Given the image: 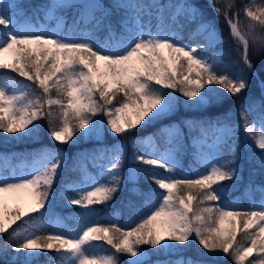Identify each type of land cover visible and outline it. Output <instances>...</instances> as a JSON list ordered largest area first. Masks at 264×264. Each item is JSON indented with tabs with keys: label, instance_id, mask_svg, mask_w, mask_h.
<instances>
[{
	"label": "snow or ice",
	"instance_id": "6c2138e0",
	"mask_svg": "<svg viewBox=\"0 0 264 264\" xmlns=\"http://www.w3.org/2000/svg\"><path fill=\"white\" fill-rule=\"evenodd\" d=\"M207 7L229 29L242 64L238 72L221 74L219 56L206 55L220 37L191 0H45L32 11L0 0V70L28 82L0 77V132L32 138L46 120L58 145L100 143L111 133L129 136L132 146L131 157L120 143L77 160L80 179L66 182L59 194L64 204L81 209L79 227L69 231L61 230L60 219L42 222L53 212L57 178L67 166L63 149L24 158L19 175L7 171L15 157L0 153V237L8 236L0 243V264H38L41 256L49 264H206L183 257L194 242L203 254L222 252L232 264H264V73L258 98L250 94L255 81L249 79L258 75L250 49L264 52L257 35L264 31V3L253 0L233 11L234 0H208ZM185 29L189 42L182 43ZM230 97L238 101L231 115L225 110L210 119L172 120L181 107L203 116ZM236 128L248 141L243 151ZM189 148L197 167L186 173L180 161ZM244 166L261 199L240 208L226 194L244 179ZM141 176L155 187L141 192ZM126 186L144 198L142 205H124L129 217L123 225L100 224L96 206L111 207ZM9 197L23 206L9 209ZM17 222L31 230L14 228ZM160 255L169 259L153 260Z\"/></svg>",
	"mask_w": 264,
	"mask_h": 264
},
{
	"label": "trees",
	"instance_id": "16d2710c",
	"mask_svg": "<svg viewBox=\"0 0 264 264\" xmlns=\"http://www.w3.org/2000/svg\"><path fill=\"white\" fill-rule=\"evenodd\" d=\"M16 1L17 3H23L27 11H32L35 9L36 6L42 4L45 0H16ZM192 1L196 4H199L201 8L204 10L206 17L213 21L214 27L220 37V42H218L213 48L209 49L206 55L219 56L220 63H219L218 71L221 74H223L224 72L240 71L242 69V64L239 62V57L236 53V45L229 36V29L227 25L222 21V19L216 17V14L212 11L210 7H207L208 0H192ZM105 2H107V0H105ZM250 2H253V0H234L235 7L233 8V11L241 8L242 5ZM254 2L259 4V3H264V0H254ZM239 19L241 22H244L246 21L247 18L243 15V13H241ZM153 23H155V21H153ZM257 35L264 37V31H257ZM100 36L101 38H103L104 33H101ZM181 36H182L181 42L183 43L189 42V32L187 29H185L181 33ZM261 56H262V51L259 48L250 49V59L252 60L253 65L257 68L258 77H259V73H264V62H262ZM5 75L10 76L14 81H16L17 85H19V83L21 82L28 83L27 81H23L22 78L17 76L15 73H10V72H5L4 70H0V77H3ZM249 79L255 81L250 90V94L258 98L260 96L258 78L249 77ZM164 91H170V90L165 89ZM176 95L179 96V93H176ZM245 95H249V93H245ZM180 99L183 100L184 98L180 97ZM257 104H259L258 99H257ZM237 105H238V101L235 98L230 97L224 102L222 108H213L211 109L210 113L204 114L203 116H201V113L197 110L188 111L184 107H181L177 111V113L172 117V120L173 122L175 121L180 122L183 119H191V118L210 119V118H215V115L222 114L225 110H230L229 115H231L233 111L237 110ZM95 119L98 120L102 119V116H97L95 117ZM234 121L235 123L239 122L238 111L236 112ZM40 123L43 126L40 134L32 138H21L20 136H17L15 139H11V138H6L5 134L0 132V153H6L9 154L10 157H15L14 159H10L11 167L7 170L8 172L11 171L10 169H12L14 161L20 158L21 156L31 157L32 155H35L40 151L51 150L56 148H62L68 153V159L66 161L67 166L60 171V174L57 178V184H56L57 200L53 202V212L52 214L43 217L42 221H47L48 223H50V222H55L57 219H60L63 221L61 225V230L64 231L74 230L79 227V224L77 222V213H79L81 209L73 208L72 206L64 204L59 194L66 182L80 179V173L76 168V162L77 160H80L82 157L81 153L83 147H85L84 150L87 149V151L90 154H92L94 148L92 146L91 147L89 146V142L92 141L81 140L76 144L58 145L47 134V121L42 120ZM233 126H235V124ZM157 127H159V124L149 126L143 129L140 133H137V137L139 138L142 136H146L148 133L151 134L154 131H156ZM185 132L187 134V129H185ZM105 136L107 143L113 142L112 139H114L113 138L114 136H111L110 133L106 134ZM125 137L126 136H119V139ZM237 137L239 138V140L243 141V145L241 146V150L243 151V148L247 146L248 142H244L240 133L237 135ZM162 143L163 141L160 138H157V146L158 147L161 146ZM190 151L191 149L189 148L187 153L181 155V161H180L181 166L183 167L186 173L192 170L193 168L197 167V165L193 161ZM28 162H30V160H28ZM86 166L90 174L92 175L96 174L97 169L93 167L91 162H87ZM125 171H126V167H125ZM243 177L244 179L241 180L236 185H234L233 187H231L226 194V199L228 201L235 202L236 204H238L240 208H246L249 202L252 200L259 202V200L261 199V193L259 191L250 188L248 185V181L250 178L248 176L246 166H244ZM251 179H254L256 183L261 182L260 177H255ZM105 180L106 177L102 178L101 182H104ZM225 183H230V182H225ZM137 186H138L137 188L141 192H146L149 188L155 187V185L151 184L143 176L140 177ZM128 187L129 186H126L124 191L117 194L116 199L112 203L111 207H105L103 205L96 206L97 211L99 212V216L97 219L99 220L100 224L107 225L111 222H115L123 225L127 222L129 217V209L127 207H124V205H126L128 201H132L137 206L142 205L144 198L142 196H138L129 192ZM249 188L252 190L251 194H247V190ZM66 194L72 195L73 193L68 192ZM13 227L14 228L19 227L21 231H23L25 228H29V230H31L30 225H26L23 222H17V224L14 225ZM6 239H8L7 234H5L3 237H0V243H3L4 240ZM103 247L107 249L109 246L105 244L103 245ZM203 253L204 250L194 242L191 247L183 251L182 255L187 259L190 258L196 261L203 260L206 262V264H232L231 258L225 256V254H223L222 252L211 253V254H203ZM171 258L175 259L176 257H171ZM156 259L166 260L169 259V257H166L164 255L153 256V260ZM48 262H49L48 256H41L38 261V264H47Z\"/></svg>",
	"mask_w": 264,
	"mask_h": 264
},
{
	"label": "rangeland",
	"instance_id": "374dc122",
	"mask_svg": "<svg viewBox=\"0 0 264 264\" xmlns=\"http://www.w3.org/2000/svg\"><path fill=\"white\" fill-rule=\"evenodd\" d=\"M13 2H16V3H17L16 0H13ZM44 2H45V1H44ZM44 2H43V3H44ZM162 2L167 3V0H162ZM191 2L194 3L192 0H191ZM71 15H72V13L69 12V13H68L69 20H70ZM260 37H261V38H264L263 36H260ZM182 43H183V42H182ZM262 55H264V52H262ZM175 122H177V121H175ZM234 127H235V126H234ZM258 130H259V126L257 125L256 131H258ZM235 131H236V135H238V134L240 133L241 136H242V138H243V140H244V133H243V130L240 129V128H236ZM110 134H111V133H110ZM147 135H150V133H148ZM111 136H113V135L111 134ZM113 138H114V139H112V141H113L112 143H107V141H106V136L102 137V142H100V143H98V142L95 141V140H90V141H92V142H89V146H90V147L92 146L94 149H98V148L103 147V146L111 147V146H113V145H117V144H120V143H125L127 154H128L129 157H131V155H132V146H131V143H128V141H129L131 138H130L129 136H126L125 138H122V139H119V136H114ZM244 142H248V141L244 140ZM84 148H85V147L82 148V149H83V150H82V153H81V154H82V157H81L80 160L83 159V156H84L85 153H88L89 155H91V154L87 151V149L84 150ZM63 151H64V153H65V160L67 161V159H68V153H67L65 150H63ZM190 152H191V151H190ZM24 158H26V157H25V156H21L20 158L16 159L15 163H13L12 168L18 169V170H16V172H17L18 175H19V174L21 173V171H22V165L26 162ZM88 162H91V161H88ZM27 163H30V162L27 161ZM130 164H131V161H130V160L127 161V162L125 163L124 166L126 167V171H127V169H128V167H129ZM10 170H11V169H10ZM157 172L160 173V174H164V170H162V169H157ZM136 187H138V186L136 185ZM251 193H252V190L249 188V189L247 190V194H251ZM18 203H19L21 206H23V204H24L23 201H17V200H15V199L12 198V197H9L8 200H7V205H8V208H9V209H12V208L16 207ZM42 222H43L45 225L48 224L47 221H42ZM102 254H103V253H102ZM177 258H179V257H176L175 259H177ZM184 258H185V257H184ZM185 259H187V258H185ZM47 264H49V262H48ZM53 264H54V262H53Z\"/></svg>",
	"mask_w": 264,
	"mask_h": 264
}]
</instances>
